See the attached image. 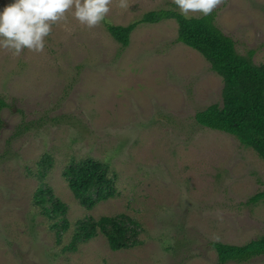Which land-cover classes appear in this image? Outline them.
I'll return each instance as SVG.
<instances>
[{"label":"rangeland","instance_id":"rangeland-1","mask_svg":"<svg viewBox=\"0 0 264 264\" xmlns=\"http://www.w3.org/2000/svg\"><path fill=\"white\" fill-rule=\"evenodd\" d=\"M12 0H0V10ZM112 0L89 28L72 14L52 25L42 52L0 49V264H221L212 243L242 245L264 235V160L231 134L195 122L221 103L223 80L196 50L177 41L174 19L140 23L121 46L105 23L126 25L173 0ZM215 24L253 62L264 63V0H222ZM191 17L203 16L191 13ZM28 129L22 130L21 127ZM19 131V132H18ZM18 132V133H17ZM44 181L66 202L70 222L125 213L141 243L113 251L99 235L63 252L33 203L39 162ZM107 161L118 194L83 208L63 177L73 159ZM264 264V255L248 262Z\"/></svg>","mask_w":264,"mask_h":264},{"label":"trees","instance_id":"trees-1","mask_svg":"<svg viewBox=\"0 0 264 264\" xmlns=\"http://www.w3.org/2000/svg\"><path fill=\"white\" fill-rule=\"evenodd\" d=\"M215 14L185 18L173 9L150 10L126 25L104 22L109 34L123 47L140 23H155L174 19L178 25L177 41L199 52L211 69L223 80L222 101L206 106L195 113V122L203 127L233 135L246 148L252 149L264 160V63L255 64V53L237 52L235 41L215 24ZM8 107L0 97V134L4 126L1 111ZM28 129L27 126L21 127ZM19 132V131H18ZM17 132V133H18ZM53 159L44 155L39 162L37 175L40 186L33 197L34 205L45 218L48 230L54 233L58 245L69 231V241L63 252H74L82 243L103 236L113 251L130 249L141 243V225L132 216L120 213L86 216L74 222L68 218V204L56 196L44 181ZM68 187L79 204L88 211L118 194L117 173L105 161L91 156L71 159L63 170ZM264 201V191L250 196L248 202ZM221 264L237 263L264 255V235L242 245L213 242Z\"/></svg>","mask_w":264,"mask_h":264},{"label":"clouds","instance_id":"clouds-1","mask_svg":"<svg viewBox=\"0 0 264 264\" xmlns=\"http://www.w3.org/2000/svg\"><path fill=\"white\" fill-rule=\"evenodd\" d=\"M222 0H173L181 15L191 19V13L212 14ZM112 0H12L0 10V49L19 55L24 49L42 52L52 25L66 19L70 10L82 24L95 27L105 20ZM120 0V7H128Z\"/></svg>","mask_w":264,"mask_h":264}]
</instances>
